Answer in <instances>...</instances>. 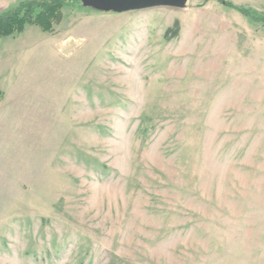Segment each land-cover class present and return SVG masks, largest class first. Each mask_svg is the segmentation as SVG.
I'll return each instance as SVG.
<instances>
[{
	"label": "rangeland",
	"instance_id": "374dc122",
	"mask_svg": "<svg viewBox=\"0 0 264 264\" xmlns=\"http://www.w3.org/2000/svg\"><path fill=\"white\" fill-rule=\"evenodd\" d=\"M62 12L0 39V264H264V25L214 0Z\"/></svg>",
	"mask_w": 264,
	"mask_h": 264
},
{
	"label": "trees",
	"instance_id": "16d2710c",
	"mask_svg": "<svg viewBox=\"0 0 264 264\" xmlns=\"http://www.w3.org/2000/svg\"><path fill=\"white\" fill-rule=\"evenodd\" d=\"M209 2L210 0H205ZM226 7L233 8L244 17L257 24L264 25V14L253 12L251 9L237 7L225 0H214ZM67 4L82 5L80 0H26L7 11L0 13V39L23 34L28 26H37L44 33H53L56 26L63 21V9ZM180 24L177 22L173 29L168 30L167 38L179 34ZM2 93L0 92V96Z\"/></svg>",
	"mask_w": 264,
	"mask_h": 264
},
{
	"label": "water",
	"instance_id": "95a60500",
	"mask_svg": "<svg viewBox=\"0 0 264 264\" xmlns=\"http://www.w3.org/2000/svg\"><path fill=\"white\" fill-rule=\"evenodd\" d=\"M85 8L103 13H128L157 7L185 8L189 0H80Z\"/></svg>",
	"mask_w": 264,
	"mask_h": 264
},
{
	"label": "crops",
	"instance_id": "0c3cea01",
	"mask_svg": "<svg viewBox=\"0 0 264 264\" xmlns=\"http://www.w3.org/2000/svg\"><path fill=\"white\" fill-rule=\"evenodd\" d=\"M8 82L9 81L7 80L5 75L1 73L0 74V90L3 91L4 93H5V87L8 84ZM6 95L7 94L5 93L4 100H0V186L1 188H3V185L6 183L4 182L5 175L6 174L8 175V173L4 171L5 161H6L5 151H7V155L9 153L8 139L5 138V132H4L5 130H7V133L9 132V126L5 125L4 123L5 117L3 115L4 110H6V108L4 107V104L6 102Z\"/></svg>",
	"mask_w": 264,
	"mask_h": 264
}]
</instances>
